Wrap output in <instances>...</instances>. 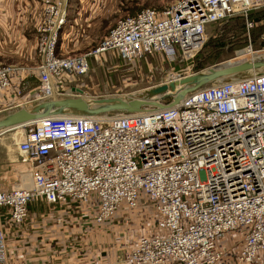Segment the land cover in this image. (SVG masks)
Segmentation results:
<instances>
[{"label": "built area", "instance_id": "built-area-1", "mask_svg": "<svg viewBox=\"0 0 264 264\" xmlns=\"http://www.w3.org/2000/svg\"><path fill=\"white\" fill-rule=\"evenodd\" d=\"M68 6L69 0L44 4L37 87L26 102L0 111L81 96L77 85L66 93L56 87L86 74L90 56L112 52L133 61L157 53L189 61L202 49L207 26L240 15L250 27L247 16L264 8V0H175L165 11L143 7L119 17L93 51L64 57L58 37L68 23ZM246 52L254 53L250 46ZM191 70L172 72L161 83ZM15 73V66L0 63V94ZM152 106L50 116L17 127L21 133L13 142L24 181L0 189V264H9L4 217L21 224L28 205L38 200L95 201L98 224L141 202L151 219L145 230H154L123 250L124 264H220L225 235L240 228L244 235L230 251L243 264H264V73L205 85Z\"/></svg>", "mask_w": 264, "mask_h": 264}, {"label": "crops", "instance_id": "crops-1", "mask_svg": "<svg viewBox=\"0 0 264 264\" xmlns=\"http://www.w3.org/2000/svg\"><path fill=\"white\" fill-rule=\"evenodd\" d=\"M45 2L46 0H0V47H11L14 51L6 59V54L0 49V63L24 64V72H17L19 76L37 74L35 44ZM98 2L99 0H69L68 22L71 21L69 16L75 12L76 16L84 13L85 21L95 11L99 12L101 7L106 13L122 15L125 10L132 11L138 6L133 3L124 7L114 0H103L102 6L98 5L96 8ZM15 84L17 83L12 82V86L0 94V109L26 102L35 91L26 90L17 94ZM14 138L17 137L11 134L0 137V189H9L24 181L18 174L21 164L18 162L19 154L16 152ZM4 139L9 141L12 149H16L10 155L5 154L1 146ZM146 211L147 208L142 206L141 209L123 207L108 221L98 224L94 219L95 201L82 205L70 200L61 203L44 200L31 202L25 222L13 224L9 217H4L9 264H124L123 250L137 236L154 230L153 225L150 230H145L142 227L130 228L125 223Z\"/></svg>", "mask_w": 264, "mask_h": 264}, {"label": "rangeland", "instance_id": "rangeland-1", "mask_svg": "<svg viewBox=\"0 0 264 264\" xmlns=\"http://www.w3.org/2000/svg\"><path fill=\"white\" fill-rule=\"evenodd\" d=\"M47 1L48 0H46V2ZM114 1L118 2V5L122 3L124 7L133 3H135V6H138L132 11L125 10L126 12L124 14L116 15L106 13L105 9L101 7L103 0H99L95 7L98 8L100 6L101 12H98V10L95 11L87 20L84 21V13H80L78 16H76V12L73 13L69 16V20L71 21L62 29L58 37V52L62 56L67 57L93 51L119 17L134 13L143 7H152L158 11H165L171 7L175 0ZM247 19L253 23L252 26L247 27L245 18L240 15L231 16L225 20L207 26L205 32L206 39L202 49L189 61H181L179 59L172 60L165 55L157 53L147 55L138 60L128 61L122 60L115 53L106 52L103 55L90 56L89 69L86 74L76 77L71 83H58L56 88L60 93H66L73 86L77 85L83 91L81 95L84 97H124L129 95V93H136L146 87L160 84L167 75L185 67L191 66V71L197 72L209 67L219 68L243 62L252 58V56L264 54V8L252 11L247 16ZM249 46L254 53H245L246 48ZM0 49L3 50V54H6V59L14 52L11 47L1 46ZM241 50H244V52L239 54L238 52ZM8 64H12L16 68V73L14 74L12 82L17 83L15 86L17 85V89L21 91V93H24L26 90L36 89L38 83L37 74L26 75V77H24V75L19 76L17 72H24V64ZM16 76L18 79H15ZM245 76V74H236L231 77H225L222 80L239 79ZM218 82H210L205 85L216 84ZM66 96L70 95H63L61 97ZM172 100V97H167L152 107L169 104ZM34 103V101L29 102L23 104V106L32 105ZM146 107H149V105ZM14 109L16 108L4 109L0 111V116ZM16 132L17 131H8L2 137H8L10 134L11 136L18 137L19 135L18 133L16 134ZM1 146L5 154L8 153L10 155L16 150L12 149V146L7 140H5ZM145 202L146 203L142 205L149 203L148 201ZM138 208L141 209V202ZM149 220L151 219L148 213H143L133 220H127L125 224L129 225L130 228L143 227L144 229H149L150 226L147 225ZM122 224L124 223L122 222ZM243 235L242 228L228 232L225 235V242L222 246H224L226 254L220 264H243L237 259L236 255L230 251L231 247L237 245Z\"/></svg>", "mask_w": 264, "mask_h": 264}, {"label": "water", "instance_id": "water-1", "mask_svg": "<svg viewBox=\"0 0 264 264\" xmlns=\"http://www.w3.org/2000/svg\"><path fill=\"white\" fill-rule=\"evenodd\" d=\"M264 69V55L249 58L243 62L224 67H209L193 74L146 87L125 97L105 96L89 98L84 96L54 98L22 106L0 116V134L40 118L62 115H97L109 112H139L147 105H156L161 100L172 97L178 101L188 93L218 79L236 74L251 77V71ZM81 93L80 89H76ZM125 95V94H124ZM121 96V95H120ZM159 105V104H158Z\"/></svg>", "mask_w": 264, "mask_h": 264}, {"label": "bare ground", "instance_id": "bare-ground-1", "mask_svg": "<svg viewBox=\"0 0 264 264\" xmlns=\"http://www.w3.org/2000/svg\"><path fill=\"white\" fill-rule=\"evenodd\" d=\"M244 52V50H241V51H239L238 53L239 54H242ZM262 55H264V54H262ZM257 55H255V56H252V58H254V57H256ZM264 71V69H259V70H257V71H251V74H257V73H260V72H263ZM257 72V73H256ZM220 82V81H222V79H218V80H216V81H213V83L214 82ZM68 92H70V91H68ZM66 95H68V94H66ZM125 97V96H124ZM58 98H62L61 96L60 97H58ZM90 98V97H89ZM122 98V97H121ZM44 101V100H43ZM62 114H57V115H55V116H61ZM42 118H40L39 120H41ZM38 121V120H37ZM17 128V127H16ZM18 130H20V128H17V129H14V130H10V132H13V131H17L18 132ZM8 132V131H7ZM6 132H4V133H2L1 134V136L0 137H2L4 134H5ZM20 133H21V130H20ZM4 142V141H3Z\"/></svg>", "mask_w": 264, "mask_h": 264}]
</instances>
